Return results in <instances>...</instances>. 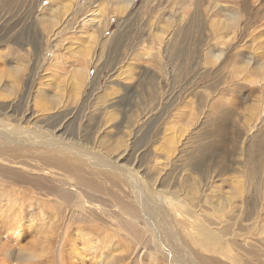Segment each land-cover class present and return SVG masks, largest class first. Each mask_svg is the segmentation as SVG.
I'll return each instance as SVG.
<instances>
[{"label": "rangeland", "instance_id": "1", "mask_svg": "<svg viewBox=\"0 0 264 264\" xmlns=\"http://www.w3.org/2000/svg\"><path fill=\"white\" fill-rule=\"evenodd\" d=\"M128 1L0 9V264H264V0Z\"/></svg>", "mask_w": 264, "mask_h": 264}, {"label": "bare ground", "instance_id": "2", "mask_svg": "<svg viewBox=\"0 0 264 264\" xmlns=\"http://www.w3.org/2000/svg\"><path fill=\"white\" fill-rule=\"evenodd\" d=\"M13 1L14 0H0V9L1 10H8V9H10L11 10V8L13 7ZM131 1L132 0H129L128 1V7L131 5ZM186 2L188 1V0H185ZM87 2V1H86ZM189 2H192V0L191 1H189ZM198 2V1H197ZM184 4V3H183ZM127 6V5H126ZM61 7H62V4H61ZM60 7V8H61ZM69 7H70V5H69ZM99 7V6H98ZM101 7V6H100ZM50 8V7H49ZM49 8H47L48 10H49ZM66 8H68V6H66ZM66 8H64V9H66ZM211 8H213V9H211L212 10V12H211V14L212 15H214V14H216V13H220L221 12V10H219V9H217V8H215V7H211ZM215 8V9H214ZM63 8H61V10H62ZM63 9V10H64ZM100 9V8H99ZM30 10H32V9H29V11ZM53 10H55V9H53V7H52V9L50 10V12L51 11H53ZM189 10V9H188ZM47 11V10H46ZM58 11V12H57ZM57 11H53L52 13V18L53 17H59V16H62L61 15V12L59 11V10H57ZM66 11V10H65ZM68 11V10H67ZM125 11V10H124ZM206 11V10H205ZM60 12V13H59ZM121 12V11H120ZM44 13H45V10H44ZM47 13V12H46ZM62 13L64 14V13H66V12H64V11H62ZM98 13L99 14H102V10H99L98 11ZM47 15V14H46ZM213 20V19H212ZM218 20V19H217ZM213 23H214V25H218V23L220 22H218V21H212ZM215 26V27H216ZM213 59H214V61H217L218 60V58H219V56L220 55H217V54H211L210 55ZM30 85V84H29ZM26 88V87H25ZM29 88H30V86H29ZM28 91V90H27ZM28 94V93H27ZM8 97H9V95H8ZM21 106V105H20ZM18 108V107H17ZM12 109V108H11ZM22 109V108H21ZM30 113V112H29ZM15 116H16V114H15ZM21 118V117H20ZM56 126V125H55ZM59 130V129H58ZM30 132V131H29ZM33 132V131H32ZM217 132H221V130L219 131H217ZM36 134H37V132H36ZM18 135V134H17ZM44 137V136H43ZM17 139V138H16ZM5 140H10V139H8V137L7 138H5L4 139V141ZM43 141H45V140H38V141H33L32 142V144H33V146H36V148L39 150V152L41 153V157L42 158H40V160L41 161H43V160H45V162L46 163H48L49 165H52V164H54L55 165V163H57L58 161L60 162V163H64V164H67V165H72L73 164V162L74 161H71L70 159H68V158H61V157H59V155L58 156H51V151L52 152H57L58 154H59V150H64V151H67V150H69L70 148H68V144L67 143H65L64 142V144H62L61 145V143L59 142V144L57 143V142H55V143H57V144H55V143H53L51 140H50V142L48 143V141H47V143H45V142H43ZM7 142V141H6ZM4 143V142H3ZM21 144H23V143H21ZM75 145V144H74ZM218 145H222V142L221 141H219L217 144H216V146H217V148L218 149H220L219 147H218ZM221 147V146H220ZM34 148V147H33ZM5 150L4 149H1V147H0V153L1 152H4ZM46 151L49 153L48 155H46V156H44V154L46 153ZM220 152V151H219ZM214 153V151H212L211 152V154H213ZM3 154V153H2ZM57 155V154H56ZM39 156V155H38ZM63 157V156H62ZM57 161V162H56ZM39 162V161H38ZM69 162V163H68ZM60 165V164H59ZM62 165V164H61ZM76 164H74V166H75ZM37 166V165H36ZM77 166V165H76ZM100 166V165H99ZM64 167V166H63ZM69 167V166H68ZM73 167V166H72ZM64 168H66V170H67V167L65 166ZM127 169V168H126ZM129 170V169H128ZM75 171V170H74ZM70 174V173H69ZM131 174V173H130ZM17 176V175H16ZM21 176V175H20ZM71 176V175H70ZM69 176V177H70ZM131 176V175H130ZM24 177V176H23ZM59 178V176L58 175H55L54 176V178ZM132 177V176H131ZM56 178V179H57ZM133 178V177H132ZM20 179V178H19ZM51 179V178H50ZM22 180V179H21ZM29 180H31V181H33L34 182V184L37 186V188H39V190H41V189H43L44 190V188H45V186L47 187V189H49V190H53V191H59L58 193H59V195H60V197L63 199V200H68V199H74L75 200V198H76V201H75V203H73L78 209H83L84 208V206H85V204L86 203H90L91 205H89V206H93V207H96L97 206V204H95L94 203V199H93V196H91V195H87V194H85V193H81L80 191H77L79 188L76 186V188H78V189H74V188H72L71 189V191H76L75 193L76 194H73V193H70L69 191H67L68 189H60L59 187L58 188H55V190H54V187L55 186H58V185H55L54 183H52L53 184V186H49L50 184L49 183H45V180H43L42 181V179L41 178H37V176L36 177H29ZM23 181H24V179H23ZM137 181H138V179H137ZM25 182H26V180H25ZM46 182H48V181H46ZM50 182V181H49ZM60 182V181H59ZM58 182V183H59ZM32 183V182H31ZM61 183V182H60ZM60 183H59V185H60ZM79 183H83V185L84 186H90L91 185V183H93V182H90V180H85V178L83 177V179L79 182ZM78 183V184H79ZM138 183V182H137ZM49 184V185H48ZM82 185V184H81ZM71 186V185H70ZM197 186V185H196ZM82 188V187H81ZM141 188V187H140ZM46 189V190H47ZM137 189V188H136ZM43 190H41V191H43ZM79 190H81V189H79ZM138 191V190H137ZM83 192V191H82ZM45 194H47V193H45ZM50 194V193H49ZM70 196H74V197H70ZM57 197H59V196H57ZM96 197V196H95ZM98 199V198H97ZM148 200V199H147ZM33 201V200H32ZM145 201V200H144ZM149 202V201H148ZM128 203H130V202H128ZM227 203V202H226ZM142 204H144L145 205V202L143 203V201H142ZM126 205V204H125ZM143 205V206H144ZM150 205V204H149ZM176 206V205H175ZM99 209V208H98ZM125 209H126V211L128 212V213H130V217H129V219H127L126 221H125V223H124V225L125 226H127V227H129V228H131L133 231H137V229L135 228L136 226V224H134L136 221H135V219H138L139 218V214H141L140 212H138L139 210H138V208H137V206H136V204L135 203H132V204H127V206L125 207ZM148 209V211L152 214V211H153V214H154V216H155V218L158 216V214H159V212L157 211V209H155V207L154 208H152V211H151V207H148L147 208ZM138 210V211H137ZM144 210H145V207H144ZM250 211V210H249ZM247 212V211H245L246 212V214L247 213H251V212ZM81 212V211H80ZM244 213V212H243ZM245 214V213H244ZM248 215H250V214H248ZM253 215V214H252ZM155 218H153V216H152V219H153V221L155 220V222H156V219ZM159 218V217H158ZM151 219V218H150ZM151 219V220H152ZM150 220V221H151ZM152 221V223H154ZM157 223V222H156ZM159 223V222H158ZM160 224V223H159ZM157 225V224H156ZM153 227V226H152ZM152 229V228H151ZM148 230H149V227H148ZM151 231V230H150ZM154 231V230H153ZM229 231H230V228H228V227H225V232H228L229 233ZM160 232V231H159ZM151 234H153V233H151ZM161 234V233H160ZM212 235V238L210 239V241H215V242H217L218 240H219V237H215L214 236V234H210V236ZM153 237V236H152ZM155 239H156V234H155ZM222 238V237H221ZM160 239H162V238H160ZM224 239V238H223ZM227 240V239H226ZM159 241H161V240H159ZM163 241V240H162ZM20 251V250H19Z\"/></svg>", "mask_w": 264, "mask_h": 264}]
</instances>
